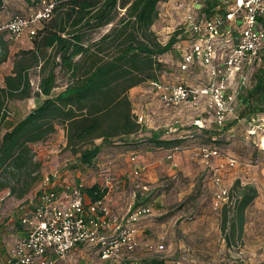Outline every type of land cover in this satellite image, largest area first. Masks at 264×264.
Listing matches in <instances>:
<instances>
[{"label":"rangeland","instance_id":"374dc122","mask_svg":"<svg viewBox=\"0 0 264 264\" xmlns=\"http://www.w3.org/2000/svg\"><path fill=\"white\" fill-rule=\"evenodd\" d=\"M33 1L32 5H28L25 0H3L0 21L14 16L27 17L42 9L50 0H40L37 3ZM232 4L231 0L160 2L157 6L158 16L151 29L157 41L165 44L172 33L182 26L186 11L202 18L215 13L223 14ZM259 17H264V14ZM258 23L264 27V21L258 20ZM108 29L109 26H106L91 33V40L98 39ZM238 30L235 26L234 33L238 34ZM27 35L25 32L23 37ZM182 36L185 38L186 33ZM157 59L163 64L160 75L167 79L176 75L186 85H194L205 79L206 74L200 67H193L187 72L177 70L175 64L178 58L172 48ZM260 60L245 70L249 87L254 83L255 74L264 72V52ZM5 71V65L0 66V78ZM30 81L34 89L38 81L35 71L30 74ZM56 84L54 94L65 87V76L59 74ZM245 90L247 88L243 92ZM144 91L145 87L141 86L131 88L127 93V96L136 99H132L136 103L133 109L135 120L139 116L143 117L138 123V132L125 139H112L103 144L90 165L81 164L77 155L63 149V133L59 125L45 144H32L33 150L41 154V177L24 198L34 200L35 194L43 187L47 178L56 185L62 184L65 179L71 187L78 183H82L84 187L96 182L101 187L106 186V182L112 183L109 193L116 195L114 201L117 203L110 208L120 216L133 208L135 203L136 206H150V214L140 219L138 224L140 237L137 246L132 251H119L118 257L108 261V264H152L153 260H162L163 264H264V93L252 95L251 106L245 107V101L241 98L237 101L239 108L241 107L238 120H232L223 127L208 126L196 131L185 119L192 116L187 110H181L184 119L180 121L182 124L179 127L172 125L173 120L169 114L163 124L159 118L157 121L152 120L147 115L148 107L144 106L143 101L141 104L140 96ZM39 102L40 99L31 97L6 103L9 115L0 122V136ZM151 126L156 127V131H161L159 129L163 127L167 131L163 132L166 138H189L172 147H156L150 142L153 136L151 134L156 132L152 131ZM95 142L100 143V140ZM203 144L218 150L219 156L211 161L212 166L223 165L220 177L222 185L228 190V198L217 205L214 201L217 186L212 181L211 168L204 164L198 151ZM169 148L175 153L174 160L166 159V150ZM149 152L153 154V164L146 167L141 176L133 178L129 174V155L134 153L140 159H149ZM36 154L34 159L38 161ZM229 159L235 161V166L224 165L223 162ZM235 182H239L241 186L252 185L256 190V196L243 210L240 231L237 229V215L230 195ZM143 185L145 189H142ZM15 201H18L17 198L9 195L8 189L0 192V264L4 263L7 250L22 235L20 233L25 231L16 217L31 208L28 201L22 203L20 208L19 201ZM225 210L227 223L223 227ZM8 214L13 216L11 221L8 220ZM232 225H236L235 230ZM159 245L162 249H158ZM89 249L83 248L85 260L77 257L72 249L62 259H58L56 264H82L83 260L88 264H98L99 261L90 254ZM91 253L96 255L94 249Z\"/></svg>","mask_w":264,"mask_h":264},{"label":"trees","instance_id":"16d2710c","mask_svg":"<svg viewBox=\"0 0 264 264\" xmlns=\"http://www.w3.org/2000/svg\"><path fill=\"white\" fill-rule=\"evenodd\" d=\"M25 1L32 5V0ZM166 1L53 0L50 18L43 20L32 36V48L14 54L11 72L4 76L0 87V122L6 101L40 99L22 120L0 136V191L6 188L9 195L21 199L40 179L41 163L34 159L32 144L48 140L55 125L63 130V149L77 155L83 165L93 162L103 144L138 132L128 90L158 80L163 64L157 57L173 49L181 34L175 30L165 44H160L151 29L158 16V4ZM106 26V32L91 40V33ZM7 55V43L0 37V64ZM35 68L40 80L33 91L29 71ZM59 74L65 76L66 84L53 95ZM247 90L241 97L245 107L251 106L252 95L264 93V72L255 74ZM161 133L150 138L156 147L179 143L178 139H159ZM83 191L92 201L102 199L107 192L98 184L84 187ZM230 193L240 231L243 210L256 196V190L252 185L235 182ZM226 223L225 210L223 227ZM231 227L236 229V225ZM152 264L163 261L153 260Z\"/></svg>","mask_w":264,"mask_h":264},{"label":"built area","instance_id":"2783aa9c","mask_svg":"<svg viewBox=\"0 0 264 264\" xmlns=\"http://www.w3.org/2000/svg\"><path fill=\"white\" fill-rule=\"evenodd\" d=\"M231 1L232 7L220 15L215 13L199 18L191 11L184 13L179 28L181 34L173 46L178 57V70L187 72L200 67L206 74L202 82L186 85L180 81H148L149 86L158 91V99L164 105L187 106L200 114L206 112L215 127L238 120L241 107L237 101L249 87L245 70L259 63L264 52V27L258 23V17L264 14V0ZM52 7L51 2L27 17L14 16L0 23V33L5 32L13 42L20 40L25 32L33 36L35 24L50 18ZM235 26L239 28L238 34L234 33ZM183 33H186L185 38ZM142 119V116L137 117V123ZM205 124L200 116L191 120V125L198 129L205 128ZM198 151L204 164L211 168L212 181L217 186L215 205L225 202L228 190L220 177L223 165L213 167L211 163L218 158V150L203 144ZM34 152L36 154L37 150ZM36 155L38 161H42L41 154ZM166 159H173V151L167 153ZM127 161L133 178L146 171L147 166L135 154H130ZM223 163L235 166L233 159ZM49 180H45L34 200L29 201L32 208L19 217L24 236L14 241L3 264H56L79 244L94 246L101 259L113 261L119 251H132L137 246L138 224L150 214V206H133L120 216L112 211L104 198L92 201L83 191L82 183L71 187L65 179L57 185ZM103 187L107 194L112 183L106 182Z\"/></svg>","mask_w":264,"mask_h":264},{"label":"crops","instance_id":"0c3cea01","mask_svg":"<svg viewBox=\"0 0 264 264\" xmlns=\"http://www.w3.org/2000/svg\"><path fill=\"white\" fill-rule=\"evenodd\" d=\"M51 2H53V0H50L49 1V3H51ZM4 3V2H3ZM43 8V7H42ZM260 18V19H259ZM263 18V19H262ZM9 20V19H8ZM8 20H6V21H8ZM258 20H260V22H263L264 21V17H258ZM6 21H0V23H3V22H6ZM42 24H43V21H40L39 23H37L36 25H35V29H39V28H41V26H42ZM102 29V28H101ZM100 30V29H99ZM0 37H2V40H4V41H6V43H7V48H8V55H7V59H6V61H4L3 63H1L0 64V66H3V65H5V67H6V71L4 72V74L1 76V78H0V87H3V78H4V76H6V75H8L10 72H11V69H12V64H13V59H14V54L15 53H17L18 51H20V50H27V49H31L32 48V36H29V35H27L26 37L24 36H22V38L20 39V40H18V41H16V42H13V41H11V40H9L8 39V36H7V34L5 33V32H2V33H0ZM172 51L174 52V54H175V56L177 57V54H176V51H175V49H172ZM178 58V57H177ZM175 67H176V64H175ZM36 72V74H37V76H38V81H37V83H36V85H35V87H34V89H33V87H32V90L33 91H36L37 90V86H38V83H39V80H40V75H39V72H38V69L37 68H35V69H32V70H30L29 71V81H30V74L32 73V72ZM57 78H58V75H57ZM158 80L159 81H161V82H168V83H176V82H181V80H182V78L180 77V78H178V76H176V75H171L168 79L167 78H165L164 76H162V75H159L158 76ZM57 82V81H56ZM30 85L32 86V84H31V81H30ZM141 86H143V87H145V91H144V94L142 95V96H140L141 98H140V100H141V104H143L142 103V101L144 102V106L146 107H148L147 108V112H148V114L147 115H149L151 118H152V120H155V121H157V119L159 118V120H161V122L160 123H162V122H165L166 121V115L167 114H169L170 116H171V120H173V126H175L176 125V127H179L182 123L180 122L181 120H183L184 119V117H183V115L181 114V110H187V111H190L191 112V114H192V116L190 117V118H185L186 119V121H189L188 122V124H189V126H192L191 125V120L193 119V118H195V117H201L202 118V120L206 123L205 125H206V127H208V126H213V127H215L214 125H212L210 122V118H209V114L208 113H199L198 111H194V110H192V109H186V108H188L187 106H166V105H164L159 99H158V91L157 90H154L152 87H150L149 86V84H148V81H146V82H143L142 84H139V85H137V86H135V87H133V89H136V88H141ZM54 89H55V87L53 88V91H54ZM64 88H62L61 90H59L57 93H59L60 91H62ZM248 89V88H247ZM53 91H52V94L54 95V93H53ZM246 92H244V94H243V96H245V94L247 93V91L248 90H245ZM57 93H55V94H57ZM128 98H129V100H130V102H131V108H132V112H133V109H134V106H136V103H134V101L132 100L134 97H132V96H128ZM27 99H29V98H27ZM22 100H25V99H12V100H8V101H6L5 102V105H6V103H8V102H12V101H22ZM134 100H136L135 98H134ZM5 105L3 106V110H4V118H3V120L4 119H6L7 117H8V115H9V112H8V110L6 109V107H5ZM150 105V106H149ZM167 108V109H165V108ZM33 109V108H32ZM31 109V110H32ZM26 115H24L22 118H20L19 120H17V122L18 121H20V120H22L24 117H25ZM17 122H15L14 124H12L11 126H9V128L8 129H10L11 127H13ZM163 124V123H162ZM57 125H55V127H56ZM146 128L147 129H149L147 126H146ZM151 128H152V131H156V127H152L151 126ZM194 128V130H196V131H201L200 129H198V128H196V127H193ZM7 129V130H8ZM60 129H62L61 127H60ZM159 130H161V131H156V132H153L151 135H153V136H155L156 135V133H158V132H162L161 133V135L158 137L159 139H161V140H169V139H178L179 140V142L180 143H182V142H184L185 140L184 139H186L188 136H182L181 138L178 136V137H176V138H166V137H164L163 135V132L165 133H167V131L166 130H164L163 129V127H162V129H159ZM62 133H63V130H62ZM131 135H133V134H131ZM131 135H129V136H131ZM62 137H63V134H62ZM126 137H128V136H126ZM126 137H124V139L126 138ZM189 138V137H188ZM46 142V141H45ZM63 142L65 143V140H64V137H63ZM36 144H41V143H36ZM43 144H45V143H43ZM35 145V144H34ZM64 145V144H63ZM167 148V147H166ZM158 149V148H157ZM172 149V148H171ZM170 148L169 149H167L166 151L167 152H169L170 150H171ZM134 154V153H133ZM136 155V154H135ZM153 154H152V152H149L148 153V157H149V159L148 158H142V155H140L141 156V158L142 159H140L139 158V156H137L138 158H139V160L140 161H142V162H144V163H150V164H146L147 165V167L148 166H151V164H153V159H154V157L152 156ZM175 159V153L173 154V160ZM150 178H151V175H150ZM97 183H99V182H96V183H94V184H97ZM99 185V184H98ZM6 189V188H5ZM5 189H3V190H5ZM2 191V190H1ZM0 191V192H1ZM110 190L108 191V193L103 197L104 199V202L110 207L111 205H113V204H116L117 202L116 201H114V198H115V196L116 195H110ZM117 199H119V196L117 197ZM18 201H15V202H18L19 203V208L22 206V203H26V201H28L27 203H28V205L30 206V203H29V201L31 200V199H29V200H27V198H21V199H17ZM21 203V204H20ZM27 206V205H26ZM24 207V206H23ZM30 207H32V206H30ZM18 213H21L20 211L18 212ZM8 216H9V221H11L12 220V214H8ZM21 216V215H20ZM20 216H18V217H16L17 218V220H18V222H19V224H20V221H19V217ZM21 225V224H20ZM22 226V225H21ZM23 227V226H22ZM24 233H25V231L24 232H22V233H20V234H22V235H20V236H18V238L19 237H22V236H24ZM85 247H89L90 249H89V251H90V254L91 255H94V257L99 261L98 262V264H106L108 261H110L111 262V260H103V259H101L100 258V255H99V252H98V249L96 248V247H94V246H84V245H82V244H79V245H77L75 248H73L74 250H73V253H76V256L77 257H80V259H84L85 260V258H84V255H86L85 253H84V250H83V248H85ZM94 249L95 250V252H96V255H98V256H96L94 253H91L92 252V249ZM8 251V250H7ZM81 251H82V253H81ZM83 260V262H82V264H88L87 263V261H84ZM57 263V262H56ZM109 263V262H108ZM107 263V264H108ZM132 264H133V262H131Z\"/></svg>","mask_w":264,"mask_h":264}]
</instances>
